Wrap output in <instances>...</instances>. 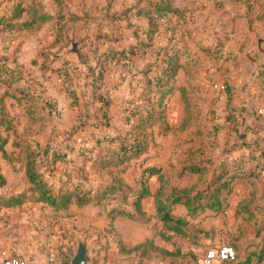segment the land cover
<instances>
[{
    "label": "crops",
    "instance_id": "1",
    "mask_svg": "<svg viewBox=\"0 0 264 264\" xmlns=\"http://www.w3.org/2000/svg\"><path fill=\"white\" fill-rule=\"evenodd\" d=\"M36 1L41 4L43 11L53 19L43 24L38 32L17 38L16 40L21 38L28 39L36 35L40 37L45 31L48 32V47L42 51L40 50L37 55L31 56L29 62L32 67L45 72L47 71L49 79L55 77L57 80L56 89L52 88L53 90H51L46 86V82L43 84L38 77L26 71V65H23L24 61L21 63L18 58L20 48L18 49L17 47L9 55L0 56L14 58L17 64L21 66L23 75L27 78L32 77L42 83L44 95L48 96L50 100L55 103L56 111L51 112V124L44 132L37 134L38 127L31 123L30 117L26 114L24 105H19L12 98H6L4 100L5 107L15 124V132L6 134L8 135L7 146L13 145L14 141L19 140L15 137L14 139L11 138L12 135H16L20 125V121L15 120L14 115L10 111V107L12 106L23 110L25 123L22 125L19 136H21V138L27 137L29 140L33 141L35 145L39 143V138L46 135L47 132L52 131L55 123L59 120H63L64 113L71 112L75 118L73 121L77 123L79 112L85 109L81 94L86 88L77 89L80 101L78 104L79 107L74 108L71 105L70 99L62 90L61 78L54 72L55 69H62L63 63L66 62L69 64L70 68L79 66L80 61L77 53L74 51L75 49H80V51L87 53L92 63L93 55L89 51V42H92L99 32L106 33L109 36L110 34H114L113 37L117 39L113 42L106 41L105 44L98 45V54H101L109 46L115 49H125L134 45L135 40L133 32H136L137 35L142 38L148 28V20L145 17H131L128 21L123 20L118 22L110 20V17L114 13L132 8L137 2H140V7H143L144 2L148 0H65L67 10L80 17V20L73 24L66 25V33L69 37L74 39L73 44L65 46L64 43H60L54 45L57 6L53 0ZM151 1L157 2L161 0ZM172 1L176 8L188 11L184 19L185 26L181 27L178 25L177 16H169L167 22H163L159 25L158 33L153 39V45L155 47L165 46L168 41L167 28L170 26L177 27L178 34L175 35V41L173 43L176 44L175 47L178 49H183L184 51L185 48L188 52V56L184 54L181 56L179 60L181 68L177 74V86L184 89L185 96L192 104L190 109V120L187 124H185V118L187 117L186 107L182 100L181 93L175 91L170 97L173 98L178 96L180 98L183 105V117L179 130L181 132L193 130V139L189 147L181 153V160L178 163L179 166L174 168L173 175H171V173L167 174L161 167L153 165L145 167L143 164L146 160L145 156L155 145L151 146L149 150L138 159L132 160L125 172L120 175V178L133 192L140 189L143 171L150 167L160 169L163 174L166 173L165 175L168 177L173 187L190 188L196 187L197 185L200 186L199 175L185 173L182 177H179L178 174L186 162V152H193L198 149L199 140L197 138V132L201 131L204 127L216 130L214 134L215 145L212 149V160L215 166L219 165L224 160L231 161L246 158L253 154L254 148L264 152V118H262L264 115L260 117L258 114V110L264 106V0H253L250 5H247L243 0ZM31 3L32 0H24L23 6L27 8ZM258 15H261V17L257 18ZM24 17L25 15L23 18ZM77 31H79V35ZM216 50H220V53L218 54L215 52ZM207 51H210L212 55H209ZM43 52L47 56L46 59L41 58V53ZM54 55L57 56L56 60H53ZM33 61H35V63H33ZM147 62H149L148 55L143 57L136 54L131 58L130 66L121 63L109 65L104 78V89L112 100L110 116L113 119V124L108 130H99L87 125L85 128H90L95 132V140L102 135L113 133L114 127L120 125L122 106L129 97L130 89L135 86L137 87V82L140 79V77L136 75V72L143 68ZM250 67L252 68L251 71H249ZM69 72L71 73V70H69ZM109 75L114 76V78L118 77L117 80L122 86V98L118 111L107 84ZM46 79V81H49L48 78ZM73 82L77 83V80L73 78ZM74 87H76V84ZM209 97L215 98L214 101H209ZM200 99L202 102L199 105L197 100L199 101ZM217 102L221 104L218 110L216 109L218 106ZM212 104H214L213 107ZM115 112H117V117L114 114ZM167 122L171 128L169 133H171L173 127L168 121V116ZM25 124L28 126L26 129H24ZM160 136L163 135H159L158 129L155 128V141L156 138ZM1 161L2 159H0V162ZM134 162H139V166L143 167L138 181L139 186L137 188L128 185L124 179L125 174H127ZM78 167H80V163L75 158L72 159L71 162L58 163L53 168L51 176H55L57 180L60 181L64 178L65 174H69L74 181V179L79 178L76 171ZM85 170L87 172L88 166L85 167ZM51 176L49 178L50 181ZM210 177L211 173L208 178ZM144 178L146 179L150 194L141 201L140 209L142 215L136 212L132 204V196H128L126 205L121 207V209L128 213V216H117L113 221L107 216V213L103 214V221L101 223L93 216H89L93 212H97V208L93 204L84 207L71 205L67 211L63 212L69 215L73 213L74 215H71L73 216L72 219L77 220L74 223L79 224V227L87 230L90 237H95L93 232L96 226L106 227L109 224L113 225L120 240L113 245L108 243L107 248L104 245V247H95L96 251H94V254L99 250V264H105L104 261L106 259V264H117L123 260L136 261V264L141 260L142 264H146L149 259L155 260L153 257L141 258L139 254L134 252L120 253V242L126 249H130L146 240H152L156 247L170 252L180 251L184 256L183 262L185 264H195L199 257L196 258L193 249L189 245H183L181 240H186L193 244L197 243L202 238L211 239L213 237L212 228L214 229V227L210 222L215 221L218 223L221 221L222 217L225 216H232L228 230H232L233 232L231 236L233 237V241L231 242L232 244L229 245L233 246L237 253V261L234 264H245L246 261H249V264H264V251L262 252L264 240V172L260 173L259 179L250 183L242 181L235 182L232 193L226 197L227 208L225 210V216H223L224 212L216 213L211 210H206L190 218L187 216V209L183 205H175L172 214L177 217L185 218L189 222V228L182 236H177L173 233L170 234L169 241L161 239L158 234L161 224L156 218L155 201L153 197L159 188L158 178L157 176H145ZM173 179L176 180L175 183L172 182ZM149 180L157 182V185L152 187V185L148 183ZM249 201H251L250 210L252 219H249L248 214H240L237 216L235 212L239 209V204ZM202 220H204L203 224ZM121 222H124L127 228L119 231L116 229V224ZM204 224L209 226V228L205 227ZM1 237H3V239L0 240L1 256L18 254L25 258L41 262L45 260V255L31 252V250L36 247L33 241L27 243V250L21 251L19 248L16 249L12 241H8L6 234H3ZM82 241L87 245L90 258L88 264H91V249H93L91 242L93 240L86 238V241ZM105 242L107 241L105 240ZM181 244L183 245L182 247L180 246ZM75 250L70 253L67 252V256L71 258V260ZM260 255H262L261 261L259 260Z\"/></svg>",
    "mask_w": 264,
    "mask_h": 264
},
{
    "label": "trees",
    "instance_id": "2",
    "mask_svg": "<svg viewBox=\"0 0 264 264\" xmlns=\"http://www.w3.org/2000/svg\"><path fill=\"white\" fill-rule=\"evenodd\" d=\"M53 1L57 6L53 44L64 43L65 46L73 44L74 39L66 33V25L79 21L80 17L67 10L65 0ZM243 1L247 5L253 2V0ZM23 4L24 0L16 1L9 9L1 13L0 35H12L16 39L28 36L38 32L43 24L53 19L43 11V7L36 0H32L27 8ZM139 4L140 2H137L132 8L114 13L110 17V20L114 22L128 21L131 17L147 18L148 28L144 37L141 38L133 32L134 45L125 49H115L109 46L103 53L98 54V45L105 44L106 41L117 40L113 37L114 34L109 36L99 32L93 41L89 42V51L93 55L92 63L87 53L75 49L80 61L79 66L70 68L66 62L63 63L62 69L58 68L54 71L61 78L62 90L70 99L72 107H79L80 96L77 94V89L86 88L81 94L85 109L79 112L77 125L70 133L72 136L87 125L99 130H108L113 124L110 116L112 100L104 89V78L109 65L121 63L130 66L131 58L136 54L149 57V62L136 72L140 79L137 87L130 89L129 97L122 106L120 125L114 127L113 133L102 135L91 143L83 144L76 152V160L80 163V167L76 168L79 178L74 181L69 174H65L58 184L50 181L49 178L56 164L71 162V158L52 150L48 147L49 145L39 152L33 141L22 137L13 142V146L20 147V153L8 154L6 150L8 135L6 134L15 132V124L5 107L4 100L12 98L19 105H24L31 123L38 127L37 134L44 132L51 124V112L56 111V106L48 96L43 95L42 83L23 75L21 66L14 58L0 56V159L10 164L20 162L28 184L23 193L8 197L0 196V211L20 208L27 200L45 205L54 213L65 212L71 205L84 207L93 204L96 207L111 206L107 211V216L113 221L117 216H128V213L121 207L126 205L127 197L132 196V204L136 212L142 215L141 201L150 194L144 177L157 176L159 188L153 197L156 218L161 224L158 234L161 239L169 241L170 234L182 236L189 228V222L185 218L172 214L175 205H183L190 218L206 210L216 213L224 212L227 208L226 197L232 193L235 182L250 183L259 179L260 173L264 172V152L257 148H254L253 154L246 158L224 160L215 166L212 160V149L215 145L216 130L204 127L197 132L198 149L186 152V162L178 174L179 177L185 173L199 175L200 186L173 187L168 177L155 167L143 171L141 187L138 191H131L123 183L120 175L125 172L130 162L138 159L155 145L154 129H158L159 135H167L171 131L167 122L169 97L175 91L181 93L187 114L185 124L190 120L192 107L190 100L184 94V89L177 86V74L181 68L179 60L183 54L188 56L185 48L184 51L178 49L173 43L175 35L178 34L177 27L167 28L168 41L165 46L155 47L153 45V39L161 23L167 22L169 16L175 15L178 18V25L183 27L188 11L176 8L172 0L157 2L148 0L144 2L143 7ZM260 17L261 15L257 16V18ZM207 52L212 55L210 51ZM215 52L219 54L220 50ZM46 57L44 52L41 53V58L46 59ZM56 58L57 56L54 55L53 60ZM9 61L13 65H10ZM73 78L77 80V83L73 82ZM75 84L76 87H74ZM36 86L41 88L39 93L42 94L37 92ZM87 166L86 172L85 167ZM210 173L211 177L208 178ZM4 186L5 177L0 167V188ZM111 201H114L116 205H110ZM238 208L235 212L237 216L248 214L249 219H252L251 201L242 202ZM119 247L121 254L134 252L141 258L157 257L158 261L167 264H185L184 256L180 251L170 252L158 248L152 240H146L130 249H126L120 242ZM261 259L262 255L259 257L260 261ZM70 263L71 258H68L66 264ZM138 264H142V261L140 260ZM245 264H249V261Z\"/></svg>",
    "mask_w": 264,
    "mask_h": 264
},
{
    "label": "rangeland",
    "instance_id": "3",
    "mask_svg": "<svg viewBox=\"0 0 264 264\" xmlns=\"http://www.w3.org/2000/svg\"><path fill=\"white\" fill-rule=\"evenodd\" d=\"M16 1L19 0H0V14L3 10L5 11L9 9L11 2L14 3ZM47 33L48 32L45 31L44 34L40 35V37H37L36 35L32 38H21L19 40H16V37L12 35H0V55H9L17 47L18 49L20 48L18 58L21 63L24 61L23 65H26V71L30 72L31 75L33 74L38 77L43 84L46 82V86L53 90L52 88L56 89V78L51 77L49 79L47 71L38 70L37 68L32 67L29 62V58L31 56L37 55L40 50L42 51L48 47L47 44L49 38ZM77 33L79 35V31H77ZM9 64L13 65L11 61H9ZM251 70L252 68L250 67L249 71ZM46 78H48L49 81H46ZM117 79L118 77L114 78V76L109 75L107 84L110 89V94L115 101V107L118 111L120 108V100L122 98V86ZM35 89H37L38 93L41 91V88L38 86H36ZM39 94L42 93L40 92ZM214 99L215 98L209 97V101L211 102H213ZM201 102V99L199 101L197 100L199 105ZM217 103L218 106L216 109L218 110L221 104H219V102ZM167 106L168 121L173 127V131L167 135L156 138V144L145 156L146 160L143 164L145 167L151 165L161 167L167 174L171 173V175H173L174 168L179 166L178 163L181 160V153L191 144L193 139V130H188L186 132H181L179 130L181 119L183 117V105L178 96L173 98L170 97L167 100ZM213 106L214 104H212V107ZM10 111L14 115L15 120L20 121L16 135H12L11 138L14 139L15 137L16 139H20L21 136H19V134L21 133L22 125L25 123L23 110L12 106L10 107ZM114 114L117 117V112ZM258 114L260 117L264 115V106L258 110ZM73 116L74 115L71 112L64 113L63 120H59L55 123L52 131L47 132L46 135L39 138V143L34 145L36 146V149L39 152H42L45 150L47 145H49L48 147H51L52 150H55L62 155H68L71 160L74 158L76 159V152H78V149L81 148L83 144L95 141V132L90 128H84L83 130L79 129L71 136V129L77 125L76 121H73V119L75 120ZM26 124L24 129L28 128ZM23 147L24 146H22V148ZM6 150L8 154L17 155L20 153L19 146L15 147L13 145H8ZM138 163L139 162H134L129 168L127 174L124 176L125 182L133 188H137L139 186V177L143 171V167H140ZM0 167L5 177V186L0 188V196H15L26 191L28 184L20 162L10 164L2 160L0 162ZM51 181L54 184H58L59 180L52 175ZM172 182L175 183L176 180L173 179ZM148 183L151 184L152 187L157 185V182L151 180H149ZM110 205L116 204L114 201H111ZM96 208L97 212H93L89 216H93L99 223H101L103 221V214H106L111 206ZM223 214V216H225V213ZM71 215L74 214L71 213ZM71 215L63 212L54 213L53 210L49 209L45 205L35 204L32 201L27 200L20 208L2 209L0 211V240L3 239L1 236L6 234L8 241H12L16 249L19 248L21 251L27 250V243L33 241L36 247L32 249L31 252L45 255L46 257L49 252L58 253L62 248H65L68 253L73 252L76 249L77 242L79 240L86 241V238H88L93 240L91 242V245L93 246V249H91V264H99V250L94 254V251H96L95 247L105 246L107 248L108 243L113 245L120 240V237L117 235L112 224H109L106 227L96 226L94 228L95 231L93 232L95 237H90L87 230L79 227V224L74 223L77 220H73V216ZM230 219H232V216H225L222 217L221 221L218 223L215 221L210 222L214 227V229L212 228L213 237L211 239L202 238L197 243L193 244L186 240H181V242L183 245H189L193 249V253L196 258L200 257L208 250L232 244L231 242L233 241V237L231 236L233 235V232L232 230H228V226H230ZM203 221L204 220H202V224ZM116 225V229L119 231L127 228L124 222ZM205 227L209 228L207 225H205ZM105 240L107 242H105ZM182 244L180 245L181 247L183 246ZM156 261H158L157 257H155V260L149 259L146 264L154 263ZM104 262L106 264L107 259ZM122 262L117 264H136V261L123 260Z\"/></svg>",
    "mask_w": 264,
    "mask_h": 264
},
{
    "label": "built area",
    "instance_id": "4",
    "mask_svg": "<svg viewBox=\"0 0 264 264\" xmlns=\"http://www.w3.org/2000/svg\"><path fill=\"white\" fill-rule=\"evenodd\" d=\"M226 213V211H224ZM68 259L65 249L58 253L49 252L43 262L28 259L18 254L7 256L0 255V264H66ZM237 261V253L233 246L223 245L217 249L208 250L201 255L195 264H234ZM71 264V263H70ZM150 264H167L163 261H156Z\"/></svg>",
    "mask_w": 264,
    "mask_h": 264
},
{
    "label": "water",
    "instance_id": "5",
    "mask_svg": "<svg viewBox=\"0 0 264 264\" xmlns=\"http://www.w3.org/2000/svg\"><path fill=\"white\" fill-rule=\"evenodd\" d=\"M89 262L90 258L86 243L84 241H78L71 264H88Z\"/></svg>",
    "mask_w": 264,
    "mask_h": 264
}]
</instances>
